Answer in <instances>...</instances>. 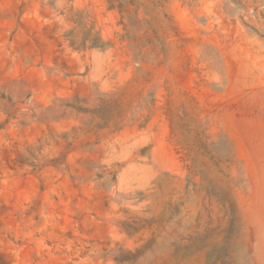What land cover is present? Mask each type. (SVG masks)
<instances>
[{"label":"rangeland","instance_id":"rangeland-1","mask_svg":"<svg viewBox=\"0 0 264 264\" xmlns=\"http://www.w3.org/2000/svg\"><path fill=\"white\" fill-rule=\"evenodd\" d=\"M158 1L0 0V264H264V0Z\"/></svg>","mask_w":264,"mask_h":264},{"label":"trees","instance_id":"trees-1","mask_svg":"<svg viewBox=\"0 0 264 264\" xmlns=\"http://www.w3.org/2000/svg\"><path fill=\"white\" fill-rule=\"evenodd\" d=\"M154 7H157L159 5V1L158 0H149ZM110 3V8H118L120 10V12L123 13L126 11L125 10V5L122 2H119V0H109ZM167 16V13L165 14ZM140 21L138 19H134L133 20V24H138ZM148 23H150V21H147ZM143 59V58H142Z\"/></svg>","mask_w":264,"mask_h":264}]
</instances>
